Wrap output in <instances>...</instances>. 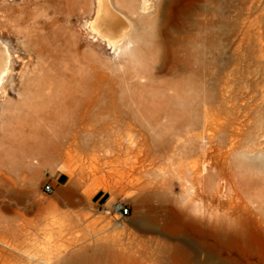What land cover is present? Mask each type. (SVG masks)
<instances>
[{
    "label": "rangeland",
    "instance_id": "374dc122",
    "mask_svg": "<svg viewBox=\"0 0 264 264\" xmlns=\"http://www.w3.org/2000/svg\"><path fill=\"white\" fill-rule=\"evenodd\" d=\"M22 1L0 0L13 59L0 92V264H264V0H180L152 83L167 98L193 86L190 107L152 109L133 98L145 80L130 79L129 49L88 28L97 0L32 4L24 20L4 11ZM33 19L66 27L67 62L88 78L68 118L52 116L49 28ZM117 203L126 217L105 212Z\"/></svg>",
    "mask_w": 264,
    "mask_h": 264
},
{
    "label": "bare ground",
    "instance_id": "6f19581e",
    "mask_svg": "<svg viewBox=\"0 0 264 264\" xmlns=\"http://www.w3.org/2000/svg\"><path fill=\"white\" fill-rule=\"evenodd\" d=\"M67 1L43 0V2H39L38 0H23L21 3L6 7L4 11L9 13L11 8L17 7L21 12L20 20H24L22 13L32 4L41 5L42 3L43 7L49 9L52 6H60L64 9ZM179 1L97 0L95 16L87 22L90 31L105 42L110 49H129V54L135 66V72L130 79L145 80L140 82L142 92L138 96L135 94L133 97L141 103L142 108L152 109V107L156 108L158 104L165 103L185 108L190 107V100L187 99L188 97L184 93L188 89L192 90L193 86L190 85L187 90L185 88L178 90L175 96L167 98L162 88L152 83L165 70V65L170 58L167 39L173 32L177 31L180 20L186 12V9L179 5ZM191 10V8H188L187 13H190ZM59 19L66 21L67 26H71L74 21L73 17L66 16L64 13L60 14ZM39 25L46 29L49 28L50 55L52 58L51 94L49 93V95L54 98L56 105L52 116L65 119L78 112L81 100L84 98L81 90L85 86H90V84L87 82V77L81 79L80 72H73L70 63L67 62L70 60V56L66 52L69 47V33L66 27L64 26L58 30V28H55L56 22H54V19L51 21L33 19L31 26L37 28ZM12 72V53L8 46L0 40V92H4V94L6 92L4 83ZM36 144L43 149H47L51 145L48 139L38 141ZM15 164L17 163L13 160L12 165ZM136 225L140 230L151 231L154 228V221L142 217L136 222Z\"/></svg>",
    "mask_w": 264,
    "mask_h": 264
},
{
    "label": "built area",
    "instance_id": "2783aa9c",
    "mask_svg": "<svg viewBox=\"0 0 264 264\" xmlns=\"http://www.w3.org/2000/svg\"><path fill=\"white\" fill-rule=\"evenodd\" d=\"M45 191L48 193L52 192L53 186L52 185H46ZM105 212L109 215L114 214L115 216H117L119 218H124L128 215L129 209L124 204L117 203V204L113 205V207H111L109 209H105Z\"/></svg>",
    "mask_w": 264,
    "mask_h": 264
},
{
    "label": "crops",
    "instance_id": "0c3cea01",
    "mask_svg": "<svg viewBox=\"0 0 264 264\" xmlns=\"http://www.w3.org/2000/svg\"><path fill=\"white\" fill-rule=\"evenodd\" d=\"M64 174L60 173V175L58 176V178L56 179L57 182H60L63 178H64Z\"/></svg>",
    "mask_w": 264,
    "mask_h": 264
}]
</instances>
